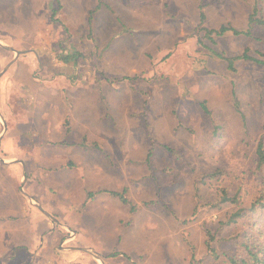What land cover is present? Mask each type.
Returning <instances> with one entry per match:
<instances>
[{"label":"rangeland","instance_id":"1","mask_svg":"<svg viewBox=\"0 0 264 264\" xmlns=\"http://www.w3.org/2000/svg\"><path fill=\"white\" fill-rule=\"evenodd\" d=\"M259 20L264 0H0V66L8 62L0 69V119L10 117L8 78L20 89L9 104L17 121L28 109L17 105L20 94L39 98L45 116L60 106L72 124L66 140L83 141L74 171L93 186L81 217L60 198L42 208L36 255L6 248L0 264H58L60 257L66 264H230L225 256L240 259L241 244L264 243V211L247 212L264 192L256 153L264 143ZM40 79L55 85L38 87ZM58 92L64 95L55 98ZM18 140L33 135L12 133L0 148L4 177L15 184L22 170L5 160L31 152ZM215 170L223 174L204 178ZM222 188L240 202L218 205ZM61 210L70 211L68 221ZM238 210L244 217L229 224ZM51 218L66 224L56 243L45 236ZM205 227L217 236L219 259L209 254Z\"/></svg>","mask_w":264,"mask_h":264},{"label":"crops","instance_id":"2","mask_svg":"<svg viewBox=\"0 0 264 264\" xmlns=\"http://www.w3.org/2000/svg\"><path fill=\"white\" fill-rule=\"evenodd\" d=\"M32 52H35L34 55L36 57L37 51L32 50ZM38 59L41 61L40 53H38ZM0 61H2V58ZM7 63L8 62H5L3 66H0V69L7 65ZM37 66L39 65L36 63V65L31 68L33 69ZM7 68L10 67L7 66ZM37 81L38 83L35 84L38 85V87L44 84H48L49 86L55 85V80L42 81L40 79ZM67 82L69 86L72 85L70 81ZM10 85L12 88H10ZM12 85L13 83L10 82L8 78L3 92L5 99L4 103H6V108L4 110H7L10 117H6V115L2 113L7 121L1 116L0 148L6 150L7 141L5 142V139L12 133L19 135L21 133L31 132L33 140L23 142L18 140V142H13L14 145L18 144L19 149L23 148L31 150V152H27L25 155L21 154L20 157L17 156L16 160L12 158L15 157V154L12 153L10 154V158L5 160V163H10L9 167L11 169L15 166L19 167L18 170H22V173L18 175L17 185L9 179L6 181L4 176L7 171L6 167L8 166L0 163V252L3 253L7 248L9 255L13 252L14 247L21 246L27 249V253L34 255L36 247L41 245L40 238L37 237L34 232L36 229L35 221L40 220V214H43L44 212L42 208L46 211L47 206H56L54 204L57 202V199L60 198L61 201L67 202L70 206L77 208L76 218L81 217L79 214L82 212V208L88 204L90 190H92L93 186L92 188H89L88 182H83L81 175L74 171V166L81 164L79 163V160L76 159L75 152L81 150L77 147L80 146L83 141L80 140V143L75 145L69 140H66V135H68L67 128L69 129V127H72L71 119H68L67 122L66 117L69 115H66L63 112L59 113L58 110H61V107L54 105L55 111L49 112L45 116L46 112H43L40 107L41 100L36 98L34 99L35 101L27 102L25 98L26 95L23 93L22 95L20 94L18 99H16L17 105L22 107L24 104H27L28 109L24 118L17 121L15 116L18 117L21 114H19L18 110L17 112H12L9 108V104L12 99H15L12 97V89L15 88L17 91H20V89L19 87H15L17 84ZM66 85L64 79L60 80L57 84L60 89L61 87L63 89ZM60 95H64V93H56L55 98ZM50 99V102H52L53 98ZM51 107H53V105H51ZM8 122L10 123L11 129L5 132L3 126L8 125L9 127ZM76 122L78 123V120ZM67 124L70 126L68 127ZM18 126L20 127L18 128ZM34 138L38 140H35ZM49 139L51 140L48 141ZM17 189H20L19 193L14 191ZM3 190H8V194L4 193ZM61 211H65L63 213V218L68 221V218L71 216L70 211ZM34 213L36 219L33 217ZM13 216L18 218L17 225H10V222H8ZM51 223L53 229L47 231V235L45 236L51 237V241L49 240L50 242H58L61 238L58 237L59 234L56 229H62V226H65L66 224H58V222L52 218ZM37 228L39 229V226H37ZM5 233L8 234V238H5ZM58 249L59 252L61 251L62 255L66 253V250H63V248L58 247ZM76 257L78 256L73 258ZM49 260H52L51 256H49ZM54 261L58 264H66L69 262L67 258L63 257H60L59 259L54 258Z\"/></svg>","mask_w":264,"mask_h":264},{"label":"trees","instance_id":"3","mask_svg":"<svg viewBox=\"0 0 264 264\" xmlns=\"http://www.w3.org/2000/svg\"><path fill=\"white\" fill-rule=\"evenodd\" d=\"M258 23L264 24V21L259 20ZM226 31H228V28L224 26L220 30L214 31V32L218 34H223ZM256 153L259 159L258 160L259 166H264V143L263 142L258 143ZM220 174H223L221 170H215L214 172L207 174L204 178L212 179V178H216L220 176ZM114 195L120 196V200L123 203L125 204L128 203V200L124 196H121L119 194H114ZM219 195H220V198L218 200V205L219 204H234L235 205L240 202V198L238 195L230 196L226 189H223V188L220 189ZM245 211L246 210H238L236 213H234L231 216L230 220L228 221L229 224H235L240 219H242L244 217ZM259 211H264V192L261 194L260 198H258L256 202L252 203V205L250 206L247 212L250 214H258ZM205 231H206V236H207L206 246L209 251V254H212L214 258L219 259L220 256L217 254L214 248V243L215 241H217L216 239L217 236L212 231H210V229L207 227H205ZM241 246H242V252L244 253L240 257V259H236L231 256H225V259H227L230 264H264V243L263 242L262 243H251V242L243 243L241 244Z\"/></svg>","mask_w":264,"mask_h":264}]
</instances>
